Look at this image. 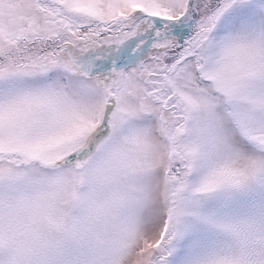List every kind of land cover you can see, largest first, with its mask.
Instances as JSON below:
<instances>
[{
  "label": "snow or ice",
  "instance_id": "6c2138e0",
  "mask_svg": "<svg viewBox=\"0 0 264 264\" xmlns=\"http://www.w3.org/2000/svg\"><path fill=\"white\" fill-rule=\"evenodd\" d=\"M0 264H264V0H0Z\"/></svg>",
  "mask_w": 264,
  "mask_h": 264
}]
</instances>
